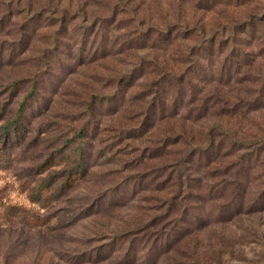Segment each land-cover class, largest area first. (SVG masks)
Masks as SVG:
<instances>
[{"label":"rangeland","instance_id":"374dc122","mask_svg":"<svg viewBox=\"0 0 264 264\" xmlns=\"http://www.w3.org/2000/svg\"><path fill=\"white\" fill-rule=\"evenodd\" d=\"M0 264H264V0H0Z\"/></svg>","mask_w":264,"mask_h":264}]
</instances>
